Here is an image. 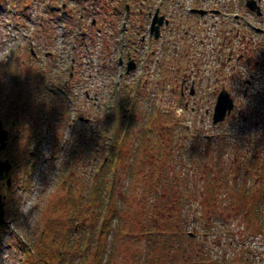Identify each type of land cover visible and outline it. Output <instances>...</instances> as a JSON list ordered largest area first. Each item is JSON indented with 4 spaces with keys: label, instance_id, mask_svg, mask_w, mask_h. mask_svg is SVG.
<instances>
[{
    "label": "rangeland",
    "instance_id": "374dc122",
    "mask_svg": "<svg viewBox=\"0 0 264 264\" xmlns=\"http://www.w3.org/2000/svg\"><path fill=\"white\" fill-rule=\"evenodd\" d=\"M106 1L52 0L58 8L54 12H50L49 0H30L24 12L20 0L0 2V118L9 133L1 154L12 163L11 187L0 183L7 221L0 228V264H24L26 248L47 223V213L68 209V194L78 201L81 224L67 247V264H83L96 235V223H87L97 208L91 202V186L106 182L113 173H120L114 202L123 213L114 223L119 235L103 241L100 264H143L145 257L154 253L144 248L133 231L135 220L142 217L138 201L144 192L143 173L157 169L153 162L158 150L165 154L158 145L160 139L172 141L174 160L170 157L162 170L166 181L173 184L178 172L188 169L187 153L192 145L198 146L201 134L216 136L227 128L232 132L262 129L258 156L264 174V34L258 35L228 16L199 19L189 17L184 10L195 6L237 11L264 28V0L259 2L261 16L249 11L244 0H163L160 12L168 13L171 23L151 41L146 39L159 0H141L134 6L127 2L133 14L126 22L125 45L118 41L123 33L118 30L124 21L123 1ZM64 2L66 13L62 14L60 4ZM136 8L141 14L134 13ZM30 49L36 54L33 63L37 70L43 66L49 70V79L66 87L61 102L52 97L56 100L53 106L48 100L50 93L43 91L47 78L27 68ZM121 50L124 63L128 55L137 67L129 73L122 69L120 83L115 58ZM71 56L75 63L69 80L64 64ZM251 74L254 81L244 98L245 81ZM134 81H139L137 89ZM191 85L193 96L189 94ZM221 87L234 97L235 109L224 123L213 126L212 110ZM20 99L25 106H33V117L31 112L23 117ZM134 100L135 115L129 116ZM81 116L85 122L79 120ZM107 128L110 131L105 132ZM125 132L127 143L120 155L123 162L117 168L109 160L100 168L105 152H116L111 145L117 138L113 134L119 138ZM148 139L151 150L147 153ZM184 139L191 140L187 146ZM131 142L139 148L130 151ZM124 190L128 195L125 203L120 199ZM258 213L255 224L260 230L264 228V202ZM214 225L221 226L218 222ZM253 229L236 217L229 226L196 233L194 242L185 246L192 254L206 258L204 264H264V230L254 234ZM188 230L196 229L190 226Z\"/></svg>",
    "mask_w": 264,
    "mask_h": 264
},
{
    "label": "trees",
    "instance_id": "16d2710c",
    "mask_svg": "<svg viewBox=\"0 0 264 264\" xmlns=\"http://www.w3.org/2000/svg\"><path fill=\"white\" fill-rule=\"evenodd\" d=\"M140 135L143 137L144 131ZM114 136L117 137L113 143L116 152L111 154L110 160L117 167L123 162L120 156L121 149L126 146L128 133L125 132L119 138L118 134ZM260 136L261 134L254 133L249 134L246 140L232 141L231 134L228 133L217 140L202 142L201 150H195L187 158V161L192 164L196 177H199L202 182L201 186L196 178L192 181L189 174L191 171L183 176L178 175L179 178L176 176L173 184L166 181L162 166L170 157H172L171 161L174 160V151L172 153L170 151L169 144L172 141L160 139L158 145L163 148L165 154H161L158 150L156 153L158 158L156 157L153 162L157 169L149 174L143 173L144 192L138 201V212L142 217L135 220L137 225L133 231L136 239H142L144 248L154 253L150 258L145 257V260L141 257L144 260L143 264L205 263L206 258L198 256L199 253L192 254L191 250L185 246V244L188 246L192 244L195 239L194 234L184 232L190 222L200 223L206 231L219 220L226 221L240 216L250 227L257 229L255 223L260 218L258 210L262 207L264 186L263 190H254L247 185L245 178L251 175L262 176L261 169H256L260 161L257 155ZM150 142V139L146 141L147 153L151 150ZM129 147L130 151L132 147L133 150L139 148L134 142H131ZM227 149L235 156H226ZM130 170L131 168L128 169V173H131ZM119 178L120 173H113L106 182L95 187L91 186V202L94 208L97 206L96 212L99 213V217L94 211L95 217L87 220L89 224L96 223V235L83 264H100L104 251V239L111 235H119V228L116 227L118 224L114 225L123 213L120 204L117 205L114 202L117 197L115 182ZM222 194L226 196L225 203L220 199ZM67 198L68 213L65 210L57 214H53L52 211L47 213V223L41 226L35 241L29 247L24 264L68 263L67 247L81 220L76 197L68 194ZM120 199L123 203L128 202L126 190L122 192ZM196 200L195 208L193 204ZM101 204L102 208L99 207ZM82 227L84 224L79 228Z\"/></svg>",
    "mask_w": 264,
    "mask_h": 264
},
{
    "label": "water",
    "instance_id": "95a60500",
    "mask_svg": "<svg viewBox=\"0 0 264 264\" xmlns=\"http://www.w3.org/2000/svg\"><path fill=\"white\" fill-rule=\"evenodd\" d=\"M247 6L254 10H257V13L259 14L258 7L256 6L255 1L248 0ZM158 22H161V19H158ZM157 29V28H155ZM132 68V64H130L129 69ZM233 103L232 99L229 97V94L225 90H221L217 97V103L214 109L213 114V122L216 123L218 121H222L227 113L232 109ZM6 131L2 129V124L0 122V149H2L5 146V139H6ZM10 169V164L5 161L2 162L0 160V179L4 178V175L7 174L8 170ZM5 173V174H3ZM7 184H10V179H7ZM5 222L4 220V209H3V203H2V196L0 194V224H3Z\"/></svg>",
    "mask_w": 264,
    "mask_h": 264
}]
</instances>
